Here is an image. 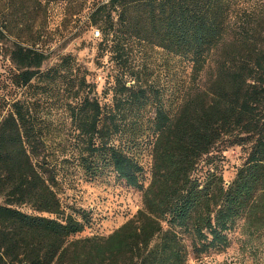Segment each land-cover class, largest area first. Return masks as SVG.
<instances>
[{
  "label": "trees",
  "instance_id": "1",
  "mask_svg": "<svg viewBox=\"0 0 264 264\" xmlns=\"http://www.w3.org/2000/svg\"><path fill=\"white\" fill-rule=\"evenodd\" d=\"M73 1L82 9L87 2L17 0L16 5L32 14ZM246 1L107 0L88 8L86 22L100 29L98 47L118 72L109 111L86 97L73 107L66 104L84 146L79 159L89 172L88 161L109 163L142 193L141 208L122 226L106 237L80 239L74 236L83 224L61 213L51 180L42 174L37 147L43 127L34 110L43 95L36 80L54 83L67 60L42 72L49 48L39 36L13 34L11 14L0 12V61L9 64L0 70V264H186L188 247L175 229L199 236L205 231L212 243L225 229L229 207L246 208L264 192V22L250 20L241 9ZM10 2L0 0V8ZM139 44L187 59L193 80L212 53L219 54L208 85L170 113L133 65L132 49ZM68 86L73 100L84 81L72 79ZM150 105L153 117L144 118L141 112ZM144 141L151 166L143 188L141 166L130 153ZM221 143L246 149L227 188L214 172L202 182L194 177ZM25 207L32 213L22 212Z\"/></svg>",
  "mask_w": 264,
  "mask_h": 264
},
{
  "label": "rangeland",
  "instance_id": "2",
  "mask_svg": "<svg viewBox=\"0 0 264 264\" xmlns=\"http://www.w3.org/2000/svg\"><path fill=\"white\" fill-rule=\"evenodd\" d=\"M16 1L11 0L9 7L0 8V12L11 14L13 34L21 32L39 36L40 44L49 48V58L42 72L54 68L63 59L67 60L60 79L48 86L36 80L37 84L34 85L39 88L38 93L43 90L37 107L34 105L36 117L43 127V137L37 147L42 174L51 180L61 213L71 215L83 224V231L74 239L106 237L141 208L142 191L128 186L105 161H88L92 170L85 171L78 155L84 146L76 138L77 132L69 120L66 104L73 107L86 97L88 100L95 99L103 112L112 108L114 77L118 71L109 63L108 55L98 47L101 42L100 29L86 22L92 3L107 0H87L84 9L79 1L50 5L44 12L39 9L32 14L22 13L23 9L17 7ZM241 9L245 10L251 21L261 19L264 22V0L246 1ZM234 18L232 26L236 24ZM218 54L219 50L212 53L204 71L198 79L193 80L187 59L146 44L132 49L133 65L142 74L144 84L158 94L157 97L170 113L176 112L187 95L208 85ZM8 68V62L1 60L0 70ZM72 79L83 80L84 87L77 93L76 99L70 100L67 92L69 86H66ZM76 89L75 86L73 91ZM141 115L152 119L153 107L147 106ZM245 150L221 143L212 156L199 164L194 177L202 182L214 172L222 178L223 187L227 188L245 161ZM130 155L141 166L140 182L144 188L150 178V147L144 141L134 147ZM21 211L32 213L27 207ZM225 213H228V218L222 219L225 229L212 243L205 231L201 236L206 239H202L195 233L175 229L188 247L186 264H264V192L249 199L246 208L232 206ZM191 246L196 251H191Z\"/></svg>",
  "mask_w": 264,
  "mask_h": 264
},
{
  "label": "built area",
  "instance_id": "3",
  "mask_svg": "<svg viewBox=\"0 0 264 264\" xmlns=\"http://www.w3.org/2000/svg\"><path fill=\"white\" fill-rule=\"evenodd\" d=\"M96 35H98L97 32H96Z\"/></svg>",
  "mask_w": 264,
  "mask_h": 264
}]
</instances>
